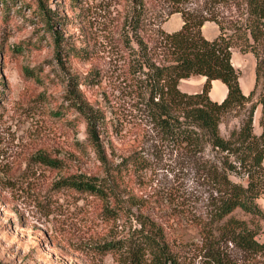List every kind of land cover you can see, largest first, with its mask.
<instances>
[{
    "label": "rangeland",
    "instance_id": "1",
    "mask_svg": "<svg viewBox=\"0 0 264 264\" xmlns=\"http://www.w3.org/2000/svg\"><path fill=\"white\" fill-rule=\"evenodd\" d=\"M43 2L51 11H41L37 0H0V264H128L117 253L99 248L105 238L125 234L122 218L106 219L100 199L57 182L72 172L103 173L87 138L86 116L71 94L77 88L80 102L97 113L108 158L118 160L148 129L128 79L136 56L134 15L145 12L139 31L145 37L153 35L159 20L162 29L173 31L182 18L179 12L167 13L164 0ZM202 32L215 37L217 24L207 20ZM232 62L241 89L248 93L255 81L253 53L232 47ZM90 71L93 80L82 81ZM204 81L203 75L194 74L180 78L178 86L196 92ZM225 88L217 80L209 96L217 100ZM260 110L258 103L256 132ZM245 113L242 108L225 114L221 133L237 127ZM150 151L148 162L125 178L143 209L166 218L180 201L199 203L208 185L195 170L170 149ZM44 157L59 163L51 165ZM258 202L264 209V197ZM193 234L181 222L174 236ZM259 238L264 240V219ZM179 245L189 261V245Z\"/></svg>",
    "mask_w": 264,
    "mask_h": 264
},
{
    "label": "trees",
    "instance_id": "2",
    "mask_svg": "<svg viewBox=\"0 0 264 264\" xmlns=\"http://www.w3.org/2000/svg\"><path fill=\"white\" fill-rule=\"evenodd\" d=\"M164 1L167 13L181 15L177 30L165 31L159 20L153 35L145 37L139 32L145 12L137 11L133 21L136 56L128 79L147 131L137 133L142 136L136 137L138 142L128 153L116 161L109 159L98 130L99 116L87 110L79 90L73 89L71 96L86 116L87 138L103 173L72 172L57 182L100 199L106 219L122 218L128 228L125 234L105 238L99 248L117 253L128 264H264V240L259 238L264 209L258 202L264 197V0ZM37 6L51 11L43 0H37ZM207 20L217 24L213 38L202 32ZM232 47L251 51L255 57L254 87L248 93L241 89ZM192 74L205 76L202 90H181L180 78ZM93 77L90 71L82 81L88 83ZM215 78L227 87L220 101L209 96ZM258 103L256 132L253 115ZM242 108L246 113L240 124L223 135L222 117ZM155 147L179 154L208 185L199 203L180 201L166 218L144 210L125 184L126 174L143 167ZM43 159L51 165L59 163L54 157ZM181 222L194 234L175 237ZM179 243L193 252L189 261L179 252Z\"/></svg>",
    "mask_w": 264,
    "mask_h": 264
},
{
    "label": "crops",
    "instance_id": "3",
    "mask_svg": "<svg viewBox=\"0 0 264 264\" xmlns=\"http://www.w3.org/2000/svg\"><path fill=\"white\" fill-rule=\"evenodd\" d=\"M207 21H205L204 23H203V25L206 23ZM202 25V26H203ZM192 75H194V74H192ZM191 76V75H190ZM204 76V75H203ZM204 78H205V76H204ZM217 80H219V79H217V78H215V79H212L211 80V88H212V85L214 84V83H216L217 82ZM221 81V80H220ZM224 83V82H223ZM224 85H225V83H224ZM226 86V85H225ZM211 90V89H210ZM210 90H209V92H210ZM226 91H227V87L225 88V91H223V93H222V97H220L219 99H217L218 101H220L225 95H226ZM187 92H195V91H187Z\"/></svg>",
    "mask_w": 264,
    "mask_h": 264
}]
</instances>
